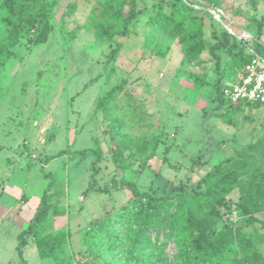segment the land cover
I'll return each mask as SVG.
<instances>
[{
    "label": "rangeland",
    "instance_id": "rangeland-1",
    "mask_svg": "<svg viewBox=\"0 0 264 264\" xmlns=\"http://www.w3.org/2000/svg\"><path fill=\"white\" fill-rule=\"evenodd\" d=\"M171 1L135 0L140 13L128 33L108 40L100 28L114 30L120 23L104 14L101 0H58L44 43L34 40L38 26L18 35L11 57L0 66V264H178L173 227L178 196H171L202 189L206 169L250 142H262L256 162L264 167V106L228 113L225 105L219 107L217 82L232 80L242 69L232 57L239 45L212 55L208 48L220 32L201 10L206 49L188 59L180 37L155 22L158 5ZM184 1L212 7L210 0ZM215 5L258 35L263 0ZM128 8L125 3L124 11ZM6 33L0 25V38ZM258 39L264 43V22ZM117 43L119 52L111 57ZM116 86L107 117L96 104ZM154 145L153 157L137 175ZM59 150L65 153L49 159ZM90 150L100 155L95 185ZM50 179L43 232L64 231L65 241L55 258L42 259L28 235L19 254L18 235ZM124 181L158 198L133 248L127 217L114 218L133 200L121 187ZM179 184L184 187H169ZM53 209L61 213L53 215ZM221 212L234 225L242 221L234 211ZM257 247L264 254V243Z\"/></svg>",
    "mask_w": 264,
    "mask_h": 264
},
{
    "label": "trees",
    "instance_id": "trees-1",
    "mask_svg": "<svg viewBox=\"0 0 264 264\" xmlns=\"http://www.w3.org/2000/svg\"><path fill=\"white\" fill-rule=\"evenodd\" d=\"M101 1L104 14L118 20L120 24L114 30L111 25L108 28H100V35L108 40H111L115 34L126 35L128 26L137 19L140 13V10L135 8V0ZM57 3L58 0H1L0 25L7 33L0 38V66L11 57L12 47L24 29L38 26L34 40L38 43H44L47 40L52 30L50 16ZM125 3L129 6L126 12L124 11ZM209 4L217 8L216 0H210ZM197 5H190L184 0H173L165 7L164 4H159L155 22L163 29L168 27L171 36L180 37L186 57L194 59L206 49L203 35L204 20L202 14L198 15V12L202 10V13L209 17L220 32L217 40L208 48L210 53L215 55V51L222 48L230 52L231 47L239 45L232 57L243 66L248 61V56L242 45L231 38L226 30L212 19L206 8ZM263 22L264 14L256 23L257 38L262 33ZM255 47L261 50L258 44ZM119 49L120 43H117L111 51V57H114ZM217 83L216 91L218 98L221 99L219 96L220 82ZM118 87L111 88L97 101L96 110H101L107 117L110 116L109 103L112 93ZM223 105L228 108L223 113L237 112L247 107L257 106L252 103L244 106L232 105L222 100L219 107ZM261 145L260 141L250 142L244 148L236 150L232 156L210 166L200 176L202 189L186 196L180 194L171 196L173 198L178 196V203L173 213L178 264H264V254L257 247L258 243H264V167L256 162ZM155 148L156 145L135 170L137 175L142 174L147 162L153 157ZM90 151L95 155L91 163L90 174L92 184L95 185L100 155L95 150ZM79 152L84 153L85 150H79ZM166 152L165 148L164 154ZM64 153L65 150H59L49 156V159L59 157ZM165 159L164 155L163 160ZM193 163L197 164V160ZM46 176L49 177V174ZM53 181V179L48 181L27 227L18 235L19 254H21V247L27 243L28 235L33 237L39 257L42 259L55 258L57 250L65 241L64 231L55 234L43 232V222L51 206L49 194ZM121 187L130 190L133 200L121 207L114 218L127 217L124 227L126 235L131 238L128 245L133 248L136 246L135 241L141 236V230L152 221L158 198L148 192H139L134 181L121 182ZM169 187L176 190L184 186L179 184L178 187L172 185ZM104 189L97 188V190ZM232 192L238 195L236 200H229L228 195ZM222 210L234 211L242 217V221L234 225L233 221L224 220ZM52 213L58 215L61 211L53 209ZM256 227L261 231L255 232Z\"/></svg>",
    "mask_w": 264,
    "mask_h": 264
},
{
    "label": "built area",
    "instance_id": "built-area-1",
    "mask_svg": "<svg viewBox=\"0 0 264 264\" xmlns=\"http://www.w3.org/2000/svg\"><path fill=\"white\" fill-rule=\"evenodd\" d=\"M206 10L231 38L242 45L248 56V61L232 80L220 82V98L232 105L252 103L264 106V43L247 29L238 26L223 11L210 6ZM256 44L261 50L256 49Z\"/></svg>",
    "mask_w": 264,
    "mask_h": 264
},
{
    "label": "crops",
    "instance_id": "crops-1",
    "mask_svg": "<svg viewBox=\"0 0 264 264\" xmlns=\"http://www.w3.org/2000/svg\"><path fill=\"white\" fill-rule=\"evenodd\" d=\"M235 193V192H234Z\"/></svg>",
    "mask_w": 264,
    "mask_h": 264
}]
</instances>
